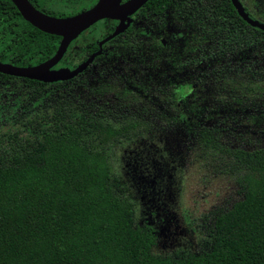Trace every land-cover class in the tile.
<instances>
[{
	"label": "trees",
	"instance_id": "obj_1",
	"mask_svg": "<svg viewBox=\"0 0 264 264\" xmlns=\"http://www.w3.org/2000/svg\"><path fill=\"white\" fill-rule=\"evenodd\" d=\"M28 2L47 15L65 16L36 0ZM168 9L182 28L187 24L191 30L193 49L204 55L211 86L220 80L231 85L229 74L239 71L236 63L256 67L257 57L264 58V32L242 21L228 0H148L138 12L155 26ZM136 30L128 27L123 34L130 38ZM59 39L25 22L9 0H0V62L39 64L53 55ZM87 49L89 54L95 45ZM168 61L163 58L154 70L164 74ZM76 77L48 84L0 74V83L17 79L32 93L54 88L46 107L27 120L26 136H14L0 147V264H264L263 150H230L215 142L217 124L212 128L196 122L204 108L193 113L184 109L194 84H182L173 94L176 109L183 102L181 110L170 114L175 126L219 155L235 173L241 198L213 213L206 250L154 255L153 214L134 223L132 203L112 173L107 153L110 145L133 138L145 127L149 107L139 103L136 116L123 121L103 115L99 107L95 112L88 100L73 94ZM128 94H121L125 111L136 99ZM151 118L171 120L162 111H153Z\"/></svg>",
	"mask_w": 264,
	"mask_h": 264
},
{
	"label": "rangeland",
	"instance_id": "obj_2",
	"mask_svg": "<svg viewBox=\"0 0 264 264\" xmlns=\"http://www.w3.org/2000/svg\"><path fill=\"white\" fill-rule=\"evenodd\" d=\"M36 1L54 14L69 16L93 6L97 0ZM240 1L250 14L263 21V13L257 14L247 0ZM162 19L161 26L155 27L149 19L136 15L132 20V28L138 29L134 36L126 38L121 33L107 42L105 55L76 77L73 94L88 100L93 111L99 107L103 115L121 121L134 118L139 103L149 107L145 127L133 138L110 145L107 153L111 171L132 203L134 223L141 224L153 214L156 239L152 254L177 257L206 250L213 213L230 208L241 198V192L235 173L223 165L219 155L202 148L175 126L177 121L170 114L181 110L183 102L178 100L176 109L173 94L182 84L193 83V94L186 95V100L182 97L184 109L193 113L204 108L196 122L212 128L217 124L215 142L230 150L264 151V58L257 57L260 62L256 67L236 63L239 71L229 74L231 85L220 80L211 86L208 66L201 61L204 55L198 56L193 49L188 25L182 28L169 9ZM111 24L116 25L115 21H99L83 31L68 46L62 62L69 67L78 64L85 46L101 39ZM161 39L164 42L159 46ZM163 58L170 59V65L161 74L154 67ZM236 84L241 85L239 90ZM50 91L53 93L54 88L46 86L32 93V88L17 79L0 83V147L14 136H26L27 120L46 107ZM128 93L136 99L125 111L121 94ZM153 111H162L171 120L152 119ZM228 111L231 113L222 115Z\"/></svg>",
	"mask_w": 264,
	"mask_h": 264
},
{
	"label": "water",
	"instance_id": "obj_3",
	"mask_svg": "<svg viewBox=\"0 0 264 264\" xmlns=\"http://www.w3.org/2000/svg\"><path fill=\"white\" fill-rule=\"evenodd\" d=\"M21 18L35 29L59 37L55 52L47 60L31 66H15L0 62V74L40 83L70 80L82 73L93 58L100 54L101 45L125 31L131 15L148 0H97L93 6L63 17L47 15L34 8L28 0H9ZM237 15L252 28L264 32V24L248 17L238 0H229ZM101 20L116 21L112 32L97 44V51L79 62L74 68H54L63 57L68 45L83 31Z\"/></svg>",
	"mask_w": 264,
	"mask_h": 264
},
{
	"label": "flooded vegetation",
	"instance_id": "obj_4",
	"mask_svg": "<svg viewBox=\"0 0 264 264\" xmlns=\"http://www.w3.org/2000/svg\"><path fill=\"white\" fill-rule=\"evenodd\" d=\"M229 1V0H228ZM239 1V3L241 4V6H242V8H243V10H244V12L245 13H247V15H248V17L249 18H251V19H253V20H256L257 22H259V23H262V24H264V19H263V21L262 20H260V19H258L257 17H254L252 14H250V12L246 9V7L241 3V1L240 0H238ZM247 2L248 3H250V4H252V8H253V10L257 13V14H261V13H263L262 15H264V0H247ZM141 8H139L134 14H132L131 15V23L129 24V26H127V28L128 27H131L132 28V24H133V22H132V20L134 19V17L136 16V15H140V13L138 12L139 10H140ZM83 10V9H82ZM80 11H81V9H80ZM79 12V11H78ZM237 14V13H236ZM140 17H141V15H140ZM239 17V16H238ZM102 22L104 21H108V20H101ZM115 23H117L116 21H115ZM114 26L115 25H113V24H111L110 26H108L107 27V29L105 30V33H104V36L101 38V39H103L105 36H107L108 34H110L111 32H112V30H113V28H114ZM112 28V30L111 31H108V29L109 28ZM123 33V32H122ZM118 36V35H117ZM117 36H115L114 38H116ZM78 38V37H77ZM76 38V39H77ZM113 38V39H114ZM101 39H99L97 42H95V43H91L90 45H91V48L95 45V50H91V53H87V51H88V47L90 46V45H87V46H85V48H84V57H83V59L82 60H84L86 57H88L90 54H93V53H95L96 51H97V44H98V42L101 40ZM112 40V39H111ZM111 40H109V41H111ZM74 41V40H73ZM73 41H71V42H73ZM109 41H107V42H109ZM160 41V43L161 44H163V40L161 39V40H159ZM71 42H70V44H71ZM107 42H105V43H103L102 45H101V49H100V54H98L97 56H95L94 58H93V60L91 61V63L88 65V66H91L99 57H102V56H104L105 55V45H106V43ZM69 44V45H70ZM68 45V46H69ZM68 48V47H67ZM67 50V49H66ZM66 52V51H65ZM81 60V61H82ZM80 61V62H81ZM77 65V64H76ZM75 65V66H76ZM75 66H72V67H69V66H66L63 62H62V58H61V60L59 61V64L57 65V66H55L54 68H59V67H67V68H69V69H72V68H74ZM87 66V67H88ZM87 69V68H86ZM85 69V70H86ZM84 70V71H85ZM78 76V75H77Z\"/></svg>",
	"mask_w": 264,
	"mask_h": 264
}]
</instances>
